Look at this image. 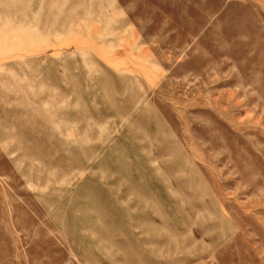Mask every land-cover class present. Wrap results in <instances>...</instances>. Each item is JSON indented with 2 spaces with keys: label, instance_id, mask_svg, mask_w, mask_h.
<instances>
[{
  "label": "rangeland",
  "instance_id": "rangeland-1",
  "mask_svg": "<svg viewBox=\"0 0 264 264\" xmlns=\"http://www.w3.org/2000/svg\"><path fill=\"white\" fill-rule=\"evenodd\" d=\"M0 264H264V0H0Z\"/></svg>",
  "mask_w": 264,
  "mask_h": 264
}]
</instances>
